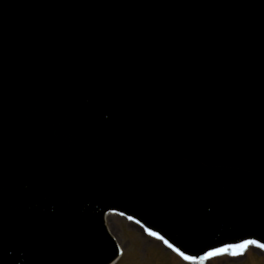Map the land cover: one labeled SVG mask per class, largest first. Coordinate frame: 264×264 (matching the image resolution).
Masks as SVG:
<instances>
[{
  "label": "water",
  "instance_id": "obj_1",
  "mask_svg": "<svg viewBox=\"0 0 264 264\" xmlns=\"http://www.w3.org/2000/svg\"><path fill=\"white\" fill-rule=\"evenodd\" d=\"M105 218L264 244V0H0V264H114Z\"/></svg>",
  "mask_w": 264,
  "mask_h": 264
},
{
  "label": "rangeland",
  "instance_id": "obj_2",
  "mask_svg": "<svg viewBox=\"0 0 264 264\" xmlns=\"http://www.w3.org/2000/svg\"><path fill=\"white\" fill-rule=\"evenodd\" d=\"M106 226L122 253L117 264H182L160 245L128 226L109 221ZM204 264H264V259L248 250L240 256L227 253Z\"/></svg>",
  "mask_w": 264,
  "mask_h": 264
},
{
  "label": "snow or ice",
  "instance_id": "obj_3",
  "mask_svg": "<svg viewBox=\"0 0 264 264\" xmlns=\"http://www.w3.org/2000/svg\"><path fill=\"white\" fill-rule=\"evenodd\" d=\"M152 236H156L157 234L155 232H150L149 233ZM160 239H163L162 237H158ZM167 243V242H166ZM250 245H255L258 248L264 249V244H260L258 243L256 240H247L245 241L243 244H239V245H229L228 248H218L214 251L208 252L204 257H201V261L204 259H208L209 257H213V256H217L220 255L222 253L227 252L229 249L231 248H236V249H245ZM170 248L172 247L171 244L168 245ZM174 251H176L179 255H181L183 257L184 260L186 261H190L191 264H198L197 262V258L195 256H191V255H185L183 252H181L178 248L173 249ZM238 253L234 252L233 255H237Z\"/></svg>",
  "mask_w": 264,
  "mask_h": 264
},
{
  "label": "bare ground",
  "instance_id": "obj_4",
  "mask_svg": "<svg viewBox=\"0 0 264 264\" xmlns=\"http://www.w3.org/2000/svg\"><path fill=\"white\" fill-rule=\"evenodd\" d=\"M108 221H106V224H107ZM109 231V230H108ZM110 232V231H109Z\"/></svg>",
  "mask_w": 264,
  "mask_h": 264
}]
</instances>
